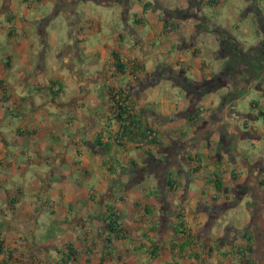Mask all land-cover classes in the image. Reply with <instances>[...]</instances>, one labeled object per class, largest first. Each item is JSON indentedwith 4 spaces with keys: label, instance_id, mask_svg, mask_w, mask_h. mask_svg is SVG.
Returning <instances> with one entry per match:
<instances>
[{
    "label": "crops",
    "instance_id": "1",
    "mask_svg": "<svg viewBox=\"0 0 264 264\" xmlns=\"http://www.w3.org/2000/svg\"><path fill=\"white\" fill-rule=\"evenodd\" d=\"M229 1L0 0V264H264V16Z\"/></svg>",
    "mask_w": 264,
    "mask_h": 264
},
{
    "label": "trees",
    "instance_id": "2",
    "mask_svg": "<svg viewBox=\"0 0 264 264\" xmlns=\"http://www.w3.org/2000/svg\"><path fill=\"white\" fill-rule=\"evenodd\" d=\"M261 22H263V25L261 24L263 28L262 27L261 28L263 29V35H264V19L263 21L261 20ZM259 50H260V47H256L254 49L256 53H258ZM112 57H113V67L115 71L117 73H123L124 66L121 62V59L115 53L112 54ZM229 64L230 63H227L225 67H229ZM229 77L230 75L227 76L228 79ZM122 95H123L122 91L120 90H115V89H110V88L108 89V98H109V102L111 103V111H112L113 119L120 121L122 124L121 126H122L123 131H122L121 136L122 137L125 136L128 139L131 138L132 136L136 137L138 135L137 132L141 130L142 133H140V136L145 137L149 144H154L155 136L153 135V133L155 134V131H153L148 126H145L143 124H137L135 122L134 117H132L131 115V110L127 106H125V98H127V96H124V95L122 96ZM146 131L148 132L146 133ZM94 145L95 146L101 145L105 147L107 146L105 144L104 145L100 144V141L98 139L95 140ZM116 218H117V215L114 212H111L108 218V225L112 232L117 231L115 229L117 225ZM179 248L182 249V247H179Z\"/></svg>",
    "mask_w": 264,
    "mask_h": 264
},
{
    "label": "rangeland",
    "instance_id": "3",
    "mask_svg": "<svg viewBox=\"0 0 264 264\" xmlns=\"http://www.w3.org/2000/svg\"><path fill=\"white\" fill-rule=\"evenodd\" d=\"M257 3H255L256 4V9L258 10V13H260V14H263V16H264V0H255ZM228 2V3H227ZM230 3V1L229 0H222V2H221V4L219 5L220 7H213V11H212V15H213V17H214V19L217 21V22H223L224 21V17H226V16H229L230 15V12H229V10L227 9V6H228V4ZM227 4V5H226ZM50 12H48V14H49ZM115 19H116V17H114ZM54 19V18H53ZM59 21L60 22H63L64 23V21L62 20V17L60 16V19H59ZM114 22H116V24H115V26L117 25V21H115L114 20ZM0 24H5L4 22H2L1 20H0ZM263 25V22H261L260 24H258L257 26H256V28H257V30L259 29L260 30V27H262V25ZM65 27H64V25H63V29H64ZM255 26H254V23H251V25L249 26V28H248V31H250V32H252V35L251 36H247L246 37V39H245V41H243V43L241 44V47H240V49L242 50L243 48H245L246 50L243 52L242 51V58H244V57H248V55L247 54H252L253 52H254V49L257 47L256 46V44H255V42H254V40H255V34L257 33V32H255ZM263 28V27H262ZM251 29H252V31H251ZM239 30V32H241L242 30L241 29H238ZM65 32H66V28H65ZM67 33V32H66ZM4 36V34H2V33H0V39L2 38ZM250 43H252V47H253V49H251L252 47H250L249 46V44ZM238 55L240 56L241 55V52H238ZM257 60H258V58L256 59H249V60H246V61H240L239 62V64L238 63H236L237 65H235L234 63H230L229 64V70L230 71H232V70H235V71H241V67L240 66H242L243 68H245L246 70H248V69H251L252 67H256L255 65L257 64L256 62H257ZM233 65V66H232ZM18 69V68H17ZM246 70H244L245 72H246ZM158 85H157V88H155V90L156 91H154V92H151L150 93V96L152 97L153 95H156V94H162L159 90L160 89H164V88H168V85H167V83L166 82H162L161 83V81L159 82V83H157ZM156 85V84H155ZM156 87V86H155ZM1 89V88H0ZM159 91V92H158ZM177 93V92H176ZM177 95H178V93H177ZM38 96H40L39 95V93H38ZM246 108H248V105L246 104ZM259 117H261V116H263V114L261 113V114H259L258 115ZM263 148H264V145H263ZM114 164H112V168L114 169ZM56 178H58V175H57V177ZM52 230V229H51ZM51 230H49L50 232H51Z\"/></svg>",
    "mask_w": 264,
    "mask_h": 264
},
{
    "label": "flooded vegetation",
    "instance_id": "4",
    "mask_svg": "<svg viewBox=\"0 0 264 264\" xmlns=\"http://www.w3.org/2000/svg\"><path fill=\"white\" fill-rule=\"evenodd\" d=\"M263 61H264V35H263ZM256 66V65H255ZM255 68V67H254ZM263 70H264V62H263ZM251 75V72L249 73ZM252 76H254L255 71L252 72Z\"/></svg>",
    "mask_w": 264,
    "mask_h": 264
},
{
    "label": "built area",
    "instance_id": "5",
    "mask_svg": "<svg viewBox=\"0 0 264 264\" xmlns=\"http://www.w3.org/2000/svg\"><path fill=\"white\" fill-rule=\"evenodd\" d=\"M204 114H205L204 108L203 107H199V116H203Z\"/></svg>",
    "mask_w": 264,
    "mask_h": 264
}]
</instances>
